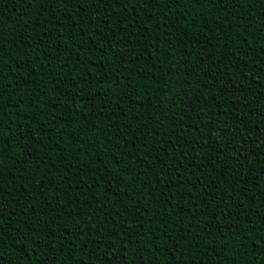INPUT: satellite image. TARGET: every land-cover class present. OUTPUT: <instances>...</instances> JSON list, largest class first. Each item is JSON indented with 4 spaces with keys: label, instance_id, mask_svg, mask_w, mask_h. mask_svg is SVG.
<instances>
[{
    "label": "trees",
    "instance_id": "trees-1",
    "mask_svg": "<svg viewBox=\"0 0 264 264\" xmlns=\"http://www.w3.org/2000/svg\"><path fill=\"white\" fill-rule=\"evenodd\" d=\"M0 264H264V0H0Z\"/></svg>",
    "mask_w": 264,
    "mask_h": 264
}]
</instances>
